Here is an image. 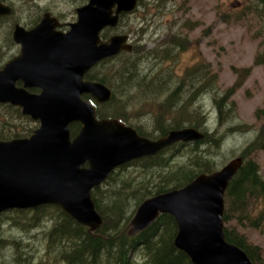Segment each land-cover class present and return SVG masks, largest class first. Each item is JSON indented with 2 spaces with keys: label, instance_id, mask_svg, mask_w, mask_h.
<instances>
[{
  "label": "water",
  "instance_id": "95a60500",
  "mask_svg": "<svg viewBox=\"0 0 264 264\" xmlns=\"http://www.w3.org/2000/svg\"><path fill=\"white\" fill-rule=\"evenodd\" d=\"M138 4L139 0H89L77 9V20L64 33L47 29L46 22L30 31L17 26L14 38L23 47L0 69V103L19 106L40 124L28 137L0 139V215L56 205L98 231L104 219L92 191L115 170L176 143L204 139L205 132L192 126L171 129L155 139L142 136L118 119L99 118L96 105L85 98L90 95L105 103L113 97L107 84L86 75L101 61L133 49L127 34L102 40L101 32L118 26L121 14ZM3 9L0 3V13L10 12ZM18 80L22 87H17ZM76 123L80 128L73 135ZM243 163L242 156L235 157L180 188L146 198L128 233L138 234L167 213L178 223L175 245L194 263L254 264L245 250L227 240L224 229L225 193Z\"/></svg>",
  "mask_w": 264,
  "mask_h": 264
},
{
  "label": "rangeland",
  "instance_id": "374dc122",
  "mask_svg": "<svg viewBox=\"0 0 264 264\" xmlns=\"http://www.w3.org/2000/svg\"><path fill=\"white\" fill-rule=\"evenodd\" d=\"M53 1L59 10L67 13L68 21H71L75 14L74 8L81 2L73 0L74 5H71V2L65 3L68 0ZM256 6L262 8L257 0H141L135 10L123 17L117 31L127 34L128 43L137 47L131 57L137 60L136 66L140 71H153L154 76L156 74L160 79H168L169 88L162 92L161 100L182 81V91L188 83H196L191 99L195 120L201 122L205 117L201 129L210 135L217 133L223 136L219 146L207 152L216 170L241 156L244 150H248L249 144L255 143L260 145L249 153L247 159L258 162L264 177V148L261 146L264 143V63H255L259 55L264 57V15L255 13ZM167 49L169 58L162 51L165 53ZM117 60L115 58L114 62ZM112 68L115 67H109ZM202 77H205L204 89L199 87ZM236 83L239 86L230 98L234 109L228 111L225 108L221 118L216 99ZM117 94L121 106L128 107V125L140 127L142 131L158 138V133H150L154 125L153 113L143 103V99L159 95L150 89L132 91L128 98L123 96L120 89ZM186 97L188 93L182 98ZM5 119L17 125L13 129L23 127L33 131L40 124L0 104V122ZM31 130L28 133L31 134ZM192 145L184 147L175 155L170 153V169L188 163V152ZM151 170L149 172L160 171L158 168ZM144 173L143 169L134 165L125 170L127 176L145 177ZM133 205L131 209L135 208ZM10 217L17 218L18 214H10ZM50 217L46 216L44 224L33 229L12 223L13 218L4 219L1 236L17 241L19 246L12 243L2 248L0 261L6 264H63L60 259L57 260L56 253L46 248L44 232L52 226ZM224 225L238 228L252 244L264 251L263 231L250 226H238L235 220L224 222ZM134 264H144L142 253L135 255ZM261 264H264V253Z\"/></svg>",
  "mask_w": 264,
  "mask_h": 264
},
{
  "label": "trees",
  "instance_id": "16d2710c",
  "mask_svg": "<svg viewBox=\"0 0 264 264\" xmlns=\"http://www.w3.org/2000/svg\"><path fill=\"white\" fill-rule=\"evenodd\" d=\"M140 2L141 0H139V4ZM257 2L262 8L256 6L255 13L262 16L264 15V0H257ZM108 35L109 33H104L102 37L106 39ZM262 44L264 45V41ZM133 47L131 52L123 51L101 61L87 73L86 78L101 81L114 92L113 97L105 103H97L89 95H85L96 104L97 116L118 119L128 124L129 120L126 116L128 107L121 106L117 91L120 89L123 96L128 98L132 91L150 89L159 95L143 99V103H146L153 113L154 125L150 129V133H158L157 136L160 137L171 129L186 127V123L188 126L205 132L201 129L205 117L199 122L195 120V113L191 110V99L196 83H188V86L185 85L186 89L182 91L181 88L184 84L182 81L161 100L162 92L169 88L168 79H160L159 75L155 74L156 72L154 76L153 71L150 73L140 71L136 66L137 60L131 57L137 49V47ZM162 51L164 56L169 58L168 49L165 53L164 50ZM115 58L118 59V62H114ZM255 63H264V57L259 55ZM111 66L115 68L109 69ZM203 80L205 77L201 78L202 84L200 83L199 87L204 89ZM238 86L236 83L216 99L221 118L225 108L228 111H233L234 103L230 101V98ZM186 93H188V97L182 98ZM2 106L13 111L16 110L19 116H25L29 121L32 120L30 116L22 113L19 106L9 103H2ZM2 122H0V126H2L0 127V139L25 137L31 130L23 127L13 129L17 125L9 119ZM79 128V123L72 125L73 135ZM135 128L142 136L156 138L149 132L142 131L140 127ZM222 138L223 136H218L217 133L210 135L205 132V137L202 140L191 143L179 142L158 154L134 160L119 167L100 187L92 191L93 200L104 219L103 226L98 231H91L89 227L77 222L56 205H43L26 210L14 209L2 213L0 215V250L12 243L14 246H19L17 241L13 239L10 241L1 236L4 219L13 218L10 217V214H18L17 218L11 220L12 223H16L18 226H27L30 229L43 225L44 218L51 216L49 221L53 223L51 228L47 227L49 230H45L44 240L47 241V250L56 253L57 260L60 259L63 264H134L135 255H139V253H142L144 264H195L186 252L175 245L178 223L171 214H160L153 224L136 235L128 233L129 224L136 209L146 198L180 188L195 179L200 173L216 171L213 161L207 157V152L212 147L219 146ZM190 144L193 145L192 148L190 146V150L187 149L189 150L188 163L170 169L172 160L170 153L175 155ZM258 145L249 144L248 150H244L241 155L244 163L233 177L225 193L224 222L235 220L238 226H250L264 232V177L260 173L258 162L247 159L249 153L258 149ZM261 146L264 148V143ZM133 165L143 169L145 177L125 175V170ZM155 168L160 171L149 172ZM133 204H135V208L131 209ZM224 229L229 242L245 250L254 264H261L264 251L260 246L252 244L238 228L224 226ZM0 264L6 263L0 261Z\"/></svg>",
  "mask_w": 264,
  "mask_h": 264
},
{
  "label": "flooded vegetation",
  "instance_id": "af4514ba",
  "mask_svg": "<svg viewBox=\"0 0 264 264\" xmlns=\"http://www.w3.org/2000/svg\"><path fill=\"white\" fill-rule=\"evenodd\" d=\"M80 1V4H77L74 8V16H72L71 21H68L67 13L59 10V6L53 0H0L2 6L6 7V9L3 10L7 11V8L10 10V12L0 13V31L2 30V32H0V39L3 41V43L0 41V69L21 53L23 44L17 42L14 38V31L17 26L23 28L25 31H30L40 23L46 22V28L49 30L51 29V31L67 32L71 29L70 24L74 23L78 18L77 9L89 2V0ZM68 2H71V5H74L73 0H68L65 3L67 4ZM68 14L72 15V12L68 11ZM126 14L128 13L121 14L118 26H107L102 30L101 37L104 33H109L108 37H106V39L102 37V40H108L113 35L121 34L117 31V28ZM16 85L17 87H22L24 84L21 80H18ZM29 90L35 93L40 92L39 88H30ZM91 98L88 97V99L92 101L93 98ZM29 134L26 137L31 135Z\"/></svg>",
  "mask_w": 264,
  "mask_h": 264
},
{
  "label": "bare ground",
  "instance_id": "6f19581e",
  "mask_svg": "<svg viewBox=\"0 0 264 264\" xmlns=\"http://www.w3.org/2000/svg\"><path fill=\"white\" fill-rule=\"evenodd\" d=\"M169 75H170V74H169ZM234 116H235V115H234ZM125 124H126V123H125ZM127 125H128V124H127ZM130 126H131V125H130ZM132 127H133V126H132ZM115 171H116V170H115ZM115 171H114V172H115ZM114 172H113V173H114ZM113 173H112V174H113ZM31 229H32V228H31ZM184 252H185V251H184ZM189 257H190V256H189ZM195 264H196V263H195Z\"/></svg>",
  "mask_w": 264,
  "mask_h": 264
}]
</instances>
